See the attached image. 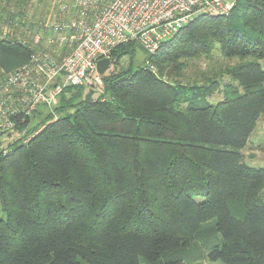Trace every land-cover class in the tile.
<instances>
[{
    "label": "trees",
    "instance_id": "1",
    "mask_svg": "<svg viewBox=\"0 0 264 264\" xmlns=\"http://www.w3.org/2000/svg\"><path fill=\"white\" fill-rule=\"evenodd\" d=\"M4 1L22 13L31 0ZM15 21L1 8V24ZM1 36V75L30 64L29 42ZM216 49L234 63L203 82L185 74ZM262 61L264 0H237L229 16L194 18L150 65L109 68L103 96L65 88L73 115L0 150V264H264V167L243 156L264 116Z\"/></svg>",
    "mask_w": 264,
    "mask_h": 264
},
{
    "label": "built area",
    "instance_id": "2",
    "mask_svg": "<svg viewBox=\"0 0 264 264\" xmlns=\"http://www.w3.org/2000/svg\"><path fill=\"white\" fill-rule=\"evenodd\" d=\"M49 8L55 19L40 23L26 43L30 64L0 74V138L20 136L23 122L40 105L56 106L65 88L101 84L97 64L117 47L135 43L154 55L195 16L231 10L223 0H51ZM29 19L0 23V34L13 27L28 35Z\"/></svg>",
    "mask_w": 264,
    "mask_h": 264
},
{
    "label": "rangeland",
    "instance_id": "3",
    "mask_svg": "<svg viewBox=\"0 0 264 264\" xmlns=\"http://www.w3.org/2000/svg\"><path fill=\"white\" fill-rule=\"evenodd\" d=\"M225 3H228L231 6L230 12L226 15L229 16L233 9L236 6L237 0H223ZM51 5V0H31L27 5H22L21 10L13 4L7 3V1L0 0V10L5 8L11 13L14 14L15 20L23 24V22L30 17L32 21V26L30 28L29 34L25 35L24 32L21 33L19 29L10 28L9 35L15 38L19 37L24 39L25 42L31 40V35H34L38 30L40 23H50L55 19L53 11L49 8ZM200 15L195 16V18ZM10 26V25H9ZM12 27V26H11ZM129 54H126L114 62V65L111 64V69L113 71H123V70H136L142 66H148L151 64L150 59L153 55H148L146 51L142 48L133 46V49H129ZM117 58V57H116ZM188 64V69L185 70V74L190 78H197L198 81L204 80V76L211 79L213 76V71L220 64H233L225 60L216 49L210 57H202L201 59H194L191 61H184ZM262 67L264 68V61L261 62ZM211 77V78H210ZM90 90L94 91L93 98L104 95L103 81L101 84H90L87 83L84 86L83 93H89ZM221 90H216L212 96L209 98L211 104H216L221 100ZM79 101V96L77 93L71 95L68 94L66 99L61 101L56 106L48 107L45 105H40L36 111H34L29 117L31 119L27 128L24 127V130L21 131L20 136L9 135L4 136L0 139V150L3 151V154L6 155L13 149V147L18 146L19 144H27L32 138L38 136L49 122H55L56 120L64 117H68L74 114V109ZM36 114V115H35ZM48 116L50 117L49 119ZM243 156L245 162L255 168L264 167V116L260 119L257 128L252 133L246 148L243 150ZM3 217V213L0 208V218ZM212 225V224H211ZM204 264H220V263H209L205 262Z\"/></svg>",
    "mask_w": 264,
    "mask_h": 264
},
{
    "label": "water",
    "instance_id": "4",
    "mask_svg": "<svg viewBox=\"0 0 264 264\" xmlns=\"http://www.w3.org/2000/svg\"><path fill=\"white\" fill-rule=\"evenodd\" d=\"M110 65H111V60L110 59H104V60L99 61L98 64H97L98 74L101 77H104L105 74L107 73V71L109 70ZM93 94H94V91L90 90L89 93L86 96L87 101L91 102L93 100Z\"/></svg>",
    "mask_w": 264,
    "mask_h": 264
},
{
    "label": "crops",
    "instance_id": "5",
    "mask_svg": "<svg viewBox=\"0 0 264 264\" xmlns=\"http://www.w3.org/2000/svg\"><path fill=\"white\" fill-rule=\"evenodd\" d=\"M221 99H222V97H221Z\"/></svg>",
    "mask_w": 264,
    "mask_h": 264
}]
</instances>
